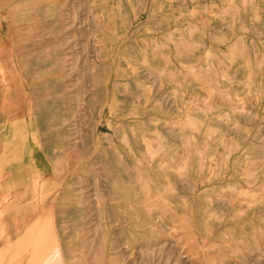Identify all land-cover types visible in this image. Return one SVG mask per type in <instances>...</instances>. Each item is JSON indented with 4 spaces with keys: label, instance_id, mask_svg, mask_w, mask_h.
<instances>
[{
    "label": "rangeland",
    "instance_id": "obj_1",
    "mask_svg": "<svg viewBox=\"0 0 264 264\" xmlns=\"http://www.w3.org/2000/svg\"><path fill=\"white\" fill-rule=\"evenodd\" d=\"M0 64V264H264V0H0Z\"/></svg>",
    "mask_w": 264,
    "mask_h": 264
},
{
    "label": "bare ground",
    "instance_id": "obj_2",
    "mask_svg": "<svg viewBox=\"0 0 264 264\" xmlns=\"http://www.w3.org/2000/svg\"><path fill=\"white\" fill-rule=\"evenodd\" d=\"M50 7L52 8V9H54V7H57V5L56 4H50ZM55 13H57L56 11H55ZM57 14H59V13H57ZM60 22H58V24L56 25V32L54 33V34H56V35H58V33H59V30H60ZM56 56H58V58H54V57H51V65H54V64H56V65H54V66H56V68H53V69H51V70H53V71H56V72H58V73H60L61 71H63V69H64V67H62L61 66V63H62V58H61V54H56ZM26 65V64H25ZM7 69V67H5V66H2L1 64H0V72H2V75L0 76V79L3 81V83L5 84H7V82L6 81H8V77L6 76V74L5 73H3L4 72V70H6ZM17 71V70H16ZM13 71L12 70V75L14 76V78H15V80L16 81H20L22 78H21V76H22V73L21 72H19V71ZM57 77V80L58 79H62L63 77H62V74H60L59 76H56ZM55 77V78H56ZM3 85V84H2ZM64 127V129L66 130V133L68 134V130H67V128H65V125L63 126ZM61 135H64L65 137H68V135H65V134H61ZM66 139V138H65ZM68 139V138H67Z\"/></svg>",
    "mask_w": 264,
    "mask_h": 264
},
{
    "label": "crops",
    "instance_id": "obj_3",
    "mask_svg": "<svg viewBox=\"0 0 264 264\" xmlns=\"http://www.w3.org/2000/svg\"><path fill=\"white\" fill-rule=\"evenodd\" d=\"M1 88H2V86H1ZM2 89H4V88H2ZM0 94H1V91H0ZM24 228H25L24 226H20V225H17V224L16 225L15 224H11L9 231L11 233H13V234L16 233L17 235H21L24 232ZM3 244H4L3 241L0 240V249L2 248ZM10 261H11V258L6 257V259L4 260V264H12V262H10ZM27 261H28V257L23 258V263L22 264H27Z\"/></svg>",
    "mask_w": 264,
    "mask_h": 264
}]
</instances>
